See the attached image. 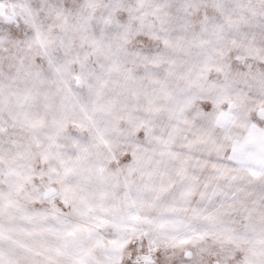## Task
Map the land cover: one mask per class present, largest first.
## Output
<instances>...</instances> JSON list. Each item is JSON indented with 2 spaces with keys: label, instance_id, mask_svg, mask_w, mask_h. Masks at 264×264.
<instances>
[{
  "label": "snow or ice",
  "instance_id": "snow-or-ice-1",
  "mask_svg": "<svg viewBox=\"0 0 264 264\" xmlns=\"http://www.w3.org/2000/svg\"><path fill=\"white\" fill-rule=\"evenodd\" d=\"M0 264H264V0H0Z\"/></svg>",
  "mask_w": 264,
  "mask_h": 264
}]
</instances>
